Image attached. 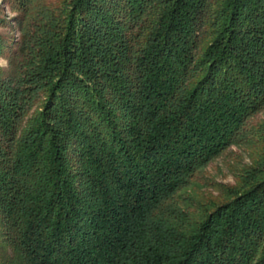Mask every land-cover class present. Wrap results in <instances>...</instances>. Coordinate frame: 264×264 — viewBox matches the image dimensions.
<instances>
[{
    "label": "trees",
    "instance_id": "1",
    "mask_svg": "<svg viewBox=\"0 0 264 264\" xmlns=\"http://www.w3.org/2000/svg\"><path fill=\"white\" fill-rule=\"evenodd\" d=\"M3 1L37 24L0 68V264H264V124L225 201H178L264 109V0Z\"/></svg>",
    "mask_w": 264,
    "mask_h": 264
},
{
    "label": "rangeland",
    "instance_id": "2",
    "mask_svg": "<svg viewBox=\"0 0 264 264\" xmlns=\"http://www.w3.org/2000/svg\"><path fill=\"white\" fill-rule=\"evenodd\" d=\"M55 1L41 0V4H53ZM35 16V10L30 17H25L0 0V17L5 20V24L0 26V35L5 41V47L0 51V68L4 71L12 70L13 62L20 61V48L24 34L26 31L32 34L36 30ZM262 124H264V109L246 120L241 132H249L247 138L239 141V144L231 145L217 158L206 164L204 169L196 173L191 180V186L179 192L178 201L181 203L186 200L192 205V210L202 204L225 201L230 189L237 185L238 176L251 165V156L259 148L251 141L254 140L255 132Z\"/></svg>",
    "mask_w": 264,
    "mask_h": 264
}]
</instances>
